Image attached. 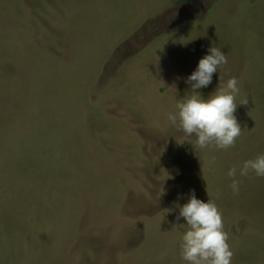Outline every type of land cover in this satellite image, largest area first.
I'll return each instance as SVG.
<instances>
[{
    "label": "rangeland",
    "instance_id": "rangeland-1",
    "mask_svg": "<svg viewBox=\"0 0 264 264\" xmlns=\"http://www.w3.org/2000/svg\"><path fill=\"white\" fill-rule=\"evenodd\" d=\"M210 46L227 63L201 94L235 76L248 99L227 149L164 115ZM261 152L264 0H0V264H185L190 190L232 264H264V177L226 175Z\"/></svg>",
    "mask_w": 264,
    "mask_h": 264
},
{
    "label": "clouds",
    "instance_id": "clouds-1",
    "mask_svg": "<svg viewBox=\"0 0 264 264\" xmlns=\"http://www.w3.org/2000/svg\"><path fill=\"white\" fill-rule=\"evenodd\" d=\"M227 63V56L220 48L210 46L199 60L195 69L185 78L190 85L187 94L175 103L173 111L166 112V120L179 129L193 148L216 149L231 147L241 135V127L234 112L237 104H247V95L236 103L240 93L237 77L228 76L214 91L204 96L199 91L212 81V75ZM215 158L208 160L214 167ZM253 173L264 177V152L244 159L239 167L230 166L226 175L230 178L229 188L239 192L240 179ZM204 179V178H203ZM207 192V189H206ZM208 196V193H207ZM176 220L183 218L185 226L179 238V255L185 264H232L233 252L224 230L223 218L215 200L196 197L190 190L185 203L177 205Z\"/></svg>",
    "mask_w": 264,
    "mask_h": 264
},
{
    "label": "trees",
    "instance_id": "trees-1",
    "mask_svg": "<svg viewBox=\"0 0 264 264\" xmlns=\"http://www.w3.org/2000/svg\"><path fill=\"white\" fill-rule=\"evenodd\" d=\"M183 1H187V0H177V2H183Z\"/></svg>",
    "mask_w": 264,
    "mask_h": 264
}]
</instances>
